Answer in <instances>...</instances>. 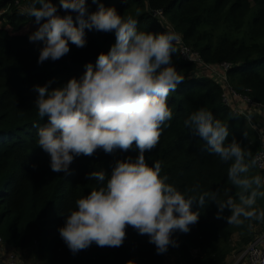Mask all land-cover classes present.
Listing matches in <instances>:
<instances>
[{"label": "trees", "instance_id": "trees-1", "mask_svg": "<svg viewBox=\"0 0 264 264\" xmlns=\"http://www.w3.org/2000/svg\"><path fill=\"white\" fill-rule=\"evenodd\" d=\"M60 15L67 14L60 0H51ZM29 0H0V235L6 245L22 256L34 259L33 264H225L233 252L244 251L257 237L259 223L248 227L229 225L217 219L218 207L209 202L201 207L193 203L191 210L199 212V220L188 233L175 232L178 247L169 246L158 254L149 237L138 234L131 226L119 247H100L93 243L73 254L59 234L75 201L98 187L88 174L103 170L111 175L117 161L138 155L133 149H117L105 153L97 149L91 156L74 157L69 172L56 173L50 168V157L38 145L37 127L47 123L38 116L34 86L48 84L49 90L79 79L86 65L95 66L100 53H107L115 43L114 33L87 30L86 45L78 48L69 43L70 51L62 58L38 63L42 42H30L29 33L19 32L17 25L32 24L35 17L21 15L20 9ZM105 7H114L120 15L137 20L140 31L163 33L174 30L181 37L173 55V65L184 77L175 92H170L168 105L173 112L170 126L165 127L158 145L145 152L151 166L161 162V175L182 193L196 184L200 191L230 187L235 197L237 189L227 180L228 167L218 156L207 152L204 141L184 126L188 115L204 107L214 117L228 125L229 136L235 138L255 159L261 148V138L250 129L244 114L223 103L226 86L264 105V0H99ZM90 12L97 10L93 0H86ZM158 11L162 14H156ZM74 15V13H73ZM43 22V21H42ZM6 24V25H5ZM12 27V30L7 27ZM16 28V29H15ZM35 28V29H36ZM182 44L192 47L200 56L185 59ZM230 63L229 70L220 69L222 78H214L205 65ZM226 72V74L224 73ZM217 73V72H216ZM218 74V73H217ZM35 165V167H33ZM257 165L251 168V175ZM261 175V174H260ZM259 209L264 199L258 198ZM226 208L223 215H230ZM235 232L239 240H234ZM231 244L235 247L230 246ZM244 248V249H243ZM27 258V259H25Z\"/></svg>", "mask_w": 264, "mask_h": 264}, {"label": "clouds", "instance_id": "clouds-1", "mask_svg": "<svg viewBox=\"0 0 264 264\" xmlns=\"http://www.w3.org/2000/svg\"><path fill=\"white\" fill-rule=\"evenodd\" d=\"M93 3L97 10L90 12L86 0H60L65 15L51 0H29L20 9L21 15L35 17L38 25L28 37L43 44L38 63L62 58L70 51L69 43L84 47L85 29L115 35L109 51L98 55L95 66L87 64L79 79L53 90L48 87L51 81L33 88L38 93V116L47 117L44 126H36L37 145L49 155L51 170L68 173L74 157L91 156L97 149L138 153L134 159L117 161L110 176L103 170L88 174L99 186L77 199L76 209L66 215L59 228L66 246L73 254L93 243L119 247L131 226L163 254L170 245L179 246L173 233H188L198 222L193 203L204 207L215 202L216 218L229 225L239 227L247 221L251 227L253 221L264 222V209L256 206L258 198L264 199V176L250 174L256 160L235 138L225 143L228 125L207 108L191 112L184 126L201 137L209 154L231 162L227 180L238 190L236 196L230 187L200 191L199 184L188 190L195 195L182 193L161 175V162L149 166L145 152L156 148L164 128L170 126L173 112L168 97L184 81L172 59L181 37L174 30L140 31L132 16L120 15L99 0ZM182 54L189 56L186 49ZM226 208L228 216L223 215Z\"/></svg>", "mask_w": 264, "mask_h": 264}, {"label": "built area", "instance_id": "built-area-1", "mask_svg": "<svg viewBox=\"0 0 264 264\" xmlns=\"http://www.w3.org/2000/svg\"><path fill=\"white\" fill-rule=\"evenodd\" d=\"M185 49L189 53V56L182 54L185 59H192L194 57L193 59L198 60L200 63H202L199 54L197 52H193L192 50L187 49L185 46L181 48V53H183ZM231 66L232 65L230 63H223L221 69L223 68L224 70L227 71L231 68ZM216 72L218 74H223L222 72H220V70ZM224 73L226 74V72ZM234 95L239 98H242L251 105L264 106L260 103L254 102L247 95H242L238 93L236 90L232 89V87L229 85L226 86L223 103L233 108L231 102H232V97ZM234 111L240 114H244V112H239L236 109H234ZM255 160H256V165L261 173V176H264V141H261V148L256 154ZM243 254L244 256H246L248 264H264V234L257 236L251 243H249ZM0 264H27L22 260V258H20V255L18 254L17 251L10 249L6 245L1 235H0Z\"/></svg>", "mask_w": 264, "mask_h": 264}, {"label": "crops", "instance_id": "crops-1", "mask_svg": "<svg viewBox=\"0 0 264 264\" xmlns=\"http://www.w3.org/2000/svg\"><path fill=\"white\" fill-rule=\"evenodd\" d=\"M231 105L239 112H244L246 123L250 126V129L259 135L261 141H264V106L251 105L242 98L237 96L232 97ZM257 226V236L264 234V223H259ZM234 240H239V233L235 232L233 235ZM244 249V248H243ZM245 251V250H244ZM242 252H232L226 259L225 264H248L246 256ZM173 258L167 263L172 264Z\"/></svg>", "mask_w": 264, "mask_h": 264}, {"label": "rangeland", "instance_id": "rangeland-1", "mask_svg": "<svg viewBox=\"0 0 264 264\" xmlns=\"http://www.w3.org/2000/svg\"><path fill=\"white\" fill-rule=\"evenodd\" d=\"M9 9L8 8H6L3 12H0V14L1 13H5L6 11H8ZM6 25V24H5ZM7 27H9V29H11L12 30V27L11 26H9V25H7ZM20 27H22L21 28V30L19 31V32H21V33H31V32H33V31H35L36 29V27L34 26V25H32V24H25V25H20V24H18L17 25V29H19ZM15 28V29H16ZM183 46H185V45H183L182 44V47ZM187 49H189V50H192V47H188V46H185ZM198 61V60H197ZM199 62V61H198ZM200 63V62H199ZM202 64V63H201ZM203 65V64H202ZM221 66H223V64H221V65H219V66H217V65H208V66H206L205 65V67L204 68H208L209 70H210V72L213 74V77L214 78H222L223 77V74H217L216 73V71H219L220 69H221ZM232 89H234V87H232ZM235 90V89H234ZM256 172H260L259 171V169H257L256 168ZM261 174V173H260ZM259 174V175H260ZM230 246H233V247H235V245H233V244H231ZM20 255V254H19ZM20 258H22V256L20 255ZM23 259V258H22ZM25 259H27V258H25ZM27 260H29V261H26V260H24V262L25 263H27V264H33L32 262H34V259H27Z\"/></svg>", "mask_w": 264, "mask_h": 264}]
</instances>
